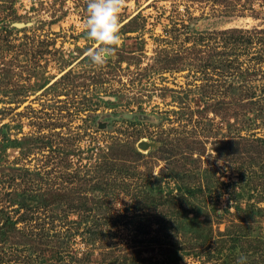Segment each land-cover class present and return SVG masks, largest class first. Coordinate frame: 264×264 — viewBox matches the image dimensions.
<instances>
[{
  "label": "rangeland",
  "instance_id": "374dc122",
  "mask_svg": "<svg viewBox=\"0 0 264 264\" xmlns=\"http://www.w3.org/2000/svg\"><path fill=\"white\" fill-rule=\"evenodd\" d=\"M262 140L264 0H0L2 264H264Z\"/></svg>",
  "mask_w": 264,
  "mask_h": 264
},
{
  "label": "trees",
  "instance_id": "16d2710c",
  "mask_svg": "<svg viewBox=\"0 0 264 264\" xmlns=\"http://www.w3.org/2000/svg\"><path fill=\"white\" fill-rule=\"evenodd\" d=\"M262 141H264V140H262ZM220 148V149H219ZM218 151L220 152V154H224V155H226V156H231V154L234 152V154L235 153H237L238 154V148L236 147V145L234 146V150L232 149V147L229 145L228 147H227V145L226 146H224V147H222V146H220V147H218ZM233 151V152H232ZM137 156H140L141 154H140V152H138L137 150H136V153H135ZM263 173H264V165H263ZM254 178L256 177V172L254 173ZM111 182V181H110ZM185 190L190 194V195H194L196 192H198V191H201V193L202 192H204L202 189H201V187L200 186H198V188L197 187H189V186H187V187H185ZM68 199L71 201V202H74V196H72V197H68ZM82 205H85L86 206V204H83L82 203ZM90 211V213H92V212H95V211H97V212H99V213H101L103 216H102V218H98V217H90L87 213H83L82 215H81V223H83V222H85V221H88V220H91V225L90 226H88V227H90V228H87V230L86 231H83L84 232V236H85V238L88 240V241H90V242H94V243H96V244H98V245H103L104 243H105V240L107 239V238H109V237H113V234L112 233H110V231H107V230H104V229H102L101 228V225H102V222H100V220L101 219H104V220H106L107 221V219H109L110 218V216H109V214L107 213V211H106V213H104V212H101L100 211V208H98L97 210L96 209H92V211L91 210H89ZM2 213V215H0V218H2V219H4V222L2 223V224H0V233H3L4 231V226H6L7 225V223H10L11 222V219H10V216L9 215H6V212L4 213V211L3 210H0V214ZM5 215V218H3V216ZM93 216L95 215V213L94 214H92ZM56 218L55 217H51V220H55ZM76 221H72V223H75ZM136 228H139V227H136ZM31 234H28V236H27V240L28 241H31V240H33L34 241V239H35V237L36 238H38V235H39V233L38 232H34L33 230H30L29 231ZM69 235H70V233H69ZM72 235V234H71ZM41 236V235H40ZM39 236V237H40ZM56 236V231H54V233L51 235V240L54 238ZM72 237V236H71ZM44 239V241H47V238H46V236L43 238ZM43 239H38V240H40V242L38 243V245H37V247H39V245L42 243V241H43ZM98 241V242H97ZM30 246V245H29ZM31 247V246H30ZM35 247V246H34ZM34 247L32 248V249H34ZM37 247H36V254H38V255H41V252L37 249ZM36 257V256H35ZM0 264H2L1 262H0Z\"/></svg>",
  "mask_w": 264,
  "mask_h": 264
},
{
  "label": "water",
  "instance_id": "95a60500",
  "mask_svg": "<svg viewBox=\"0 0 264 264\" xmlns=\"http://www.w3.org/2000/svg\"><path fill=\"white\" fill-rule=\"evenodd\" d=\"M137 146L140 149H146L148 147V142L141 140L137 143Z\"/></svg>",
  "mask_w": 264,
  "mask_h": 264
}]
</instances>
